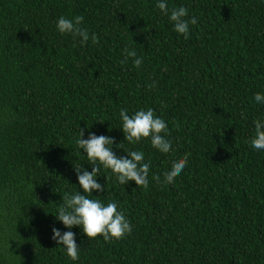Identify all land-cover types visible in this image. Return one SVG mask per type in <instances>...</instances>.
<instances>
[{
    "label": "trees",
    "instance_id": "16d2710c",
    "mask_svg": "<svg viewBox=\"0 0 264 264\" xmlns=\"http://www.w3.org/2000/svg\"><path fill=\"white\" fill-rule=\"evenodd\" d=\"M158 2L0 0V264H264V150L250 143L264 121V0H167L197 18L187 40ZM78 15L98 44L58 32ZM125 48L140 68L121 62ZM148 108L168 125V154L125 141L120 110ZM80 130L112 138L117 157L144 152L150 172L145 189L101 166L90 198L116 202L132 232L90 241L73 227V261L52 229L69 231L54 216L62 196L84 194L75 168L92 171Z\"/></svg>",
    "mask_w": 264,
    "mask_h": 264
},
{
    "label": "clouds",
    "instance_id": "9594fccd",
    "mask_svg": "<svg viewBox=\"0 0 264 264\" xmlns=\"http://www.w3.org/2000/svg\"><path fill=\"white\" fill-rule=\"evenodd\" d=\"M156 7L160 12L169 17L173 25V30L182 35L185 40L190 39L189 26L197 24V18L189 19V12L185 7L169 9L167 0H159ZM83 16H75L71 19L61 16L56 24L57 30L61 35H70L74 41L78 40L81 45L87 44L89 40L93 45L99 43V37L88 29L82 27ZM126 59H133L136 68L143 64V58H137L135 49H124ZM167 69H165L166 71ZM155 87V84L150 85ZM257 104L264 103V94H254ZM119 117L122 121V131L125 141L137 145L143 140H150L151 146L160 153L168 154L172 145L166 139L169 128L166 122L156 116L153 109L136 111L129 116L127 109H121ZM255 136L251 140V147L255 150H264V121L256 120L253 122ZM84 132L80 130V138L77 146L86 153L88 161L92 166V171L88 172L84 168H75L80 188V192L65 193L62 196L63 203L57 208V215H54L65 228L69 231L61 232L53 228L52 239L58 245L66 249L67 256L73 260H79V248L75 242V234L70 231L73 227H80L83 234L90 240H97L102 237L105 242H114L125 239L132 232V225L122 211H118L116 202H109L106 206L99 198L92 199V193L104 192V187L97 182L98 173L101 166L110 170L115 175L120 185H127L134 181L137 187L145 189L149 186L150 161L145 162V154L142 151L133 150L127 153L126 157H117L113 152L114 140L108 136L95 134L89 135L88 139H83ZM120 148L121 144L116 145ZM188 157L184 156L172 164L171 170L164 173V182L171 184L187 167ZM159 183V175L153 177Z\"/></svg>",
    "mask_w": 264,
    "mask_h": 264
}]
</instances>
